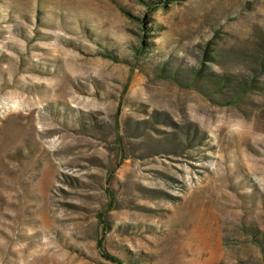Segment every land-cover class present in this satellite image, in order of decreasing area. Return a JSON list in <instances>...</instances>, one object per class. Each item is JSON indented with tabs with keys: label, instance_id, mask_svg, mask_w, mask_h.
I'll use <instances>...</instances> for the list:
<instances>
[{
	"label": "rangeland",
	"instance_id": "1",
	"mask_svg": "<svg viewBox=\"0 0 264 264\" xmlns=\"http://www.w3.org/2000/svg\"><path fill=\"white\" fill-rule=\"evenodd\" d=\"M149 8L0 0V264H264V0Z\"/></svg>",
	"mask_w": 264,
	"mask_h": 264
},
{
	"label": "trees",
	"instance_id": "2",
	"mask_svg": "<svg viewBox=\"0 0 264 264\" xmlns=\"http://www.w3.org/2000/svg\"><path fill=\"white\" fill-rule=\"evenodd\" d=\"M141 1H143L144 3H146L147 5H149V6H150L149 9H156V8H158V6H159L161 3H163L164 5H166V4L168 3V0H154V1H152V0H141ZM142 42L144 43V40H142ZM143 46H144V45H141V47L138 48V49L136 50V52L139 53L140 50H142L141 48H142ZM107 50H109V51L111 52V54H106V55L110 56L112 59H114V60H116V61L120 60L119 57H118V55L115 54V53H113V52L111 51V49H107ZM255 57H257V58L259 59V61H258L259 64H262V63H263V57H264L263 53H262L261 55H257V56H255ZM121 60L129 63L128 59H126V58H124V57H121ZM262 65H263V64H262ZM160 69L163 70L162 67H161ZM195 73H196V75H198V74L201 73V70H198V69L196 70V69H195ZM250 79H251V80H254V77H251ZM251 80H250V81H251ZM246 83H247L248 86H251V83H248V81H246ZM118 109H120V104H119V106H118ZM97 243H98V246L101 248L102 252L104 253L105 258L110 259V260H112L113 262H115V263H117V264H122V260H121V258H119V257H117V256H115V255H111V254H109V253H107V252L105 251V248H104V246L102 245V241H101L100 239L98 240Z\"/></svg>",
	"mask_w": 264,
	"mask_h": 264
}]
</instances>
